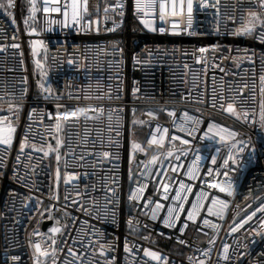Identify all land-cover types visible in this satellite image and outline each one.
Masks as SVG:
<instances>
[{
  "label": "built area",
  "instance_id": "obj_1",
  "mask_svg": "<svg viewBox=\"0 0 264 264\" xmlns=\"http://www.w3.org/2000/svg\"><path fill=\"white\" fill-rule=\"evenodd\" d=\"M0 2L7 4V0ZM60 2L63 4L64 0ZM117 2L88 0V12H81L79 24L74 25L69 19L67 27L53 24L52 30H48L47 19L62 20L63 16L55 12L45 14V0H36L35 19L29 11L30 0H14V8L0 9V116L8 117L16 126L11 147L0 144V264H34L37 257L40 264H53V260L56 264L66 261L68 264H199L201 260L204 264H264V224L260 223L264 213L258 212L236 232H229L234 218L239 222L264 203V126H261L259 107L264 43L256 39L264 27L257 23L250 36L230 34L250 19L249 12L255 11L264 18V8L258 0H219L217 15V8L201 9L200 0H194L191 31L195 34L190 35L149 30L133 15V0H119L124 4L123 17L118 8L109 7L105 11ZM48 3L51 7L52 0ZM114 24L118 25L115 31H106ZM155 24L171 29L170 22L162 25L157 19ZM31 28L36 32L31 33ZM34 41H43L47 50L38 44L41 53L36 48L33 55ZM113 42L123 49V56L113 51ZM200 48H206L208 55L198 61ZM70 59L73 64L68 63ZM41 70L47 73L46 77L41 76ZM38 82L50 86L51 93L42 91ZM133 87L139 89L135 98ZM214 94L215 107L212 106ZM228 103H234L237 112L247 109V120L226 112ZM9 104L21 107L9 109ZM57 105L61 107L58 109ZM81 108L93 110L87 116H69L60 131H55L57 111L70 113ZM121 108L123 111H110ZM149 111L153 115L149 116ZM185 112L202 122L197 125L194 120H186ZM48 113H52L51 118ZM134 120L143 123L134 125ZM210 121L235 131L238 135L234 140L243 141L245 150L236 153L237 162H230V167L221 169L219 176L213 173L212 177H205L209 167L218 168L223 163L233 142H221L219 137L201 140ZM178 125H185L189 131L193 127L199 130L189 136ZM141 133H145L144 140L138 142L136 135ZM25 134L28 143L21 153L20 141ZM154 134L157 141L163 136V141L150 143ZM173 135L191 143L183 144L179 139L174 140ZM57 139L62 141L58 148L59 162ZM132 142L139 143L143 151H135L130 162ZM33 143L44 151L49 150L50 144L53 151L45 156L44 151L33 150ZM217 148L221 151L217 164L212 165ZM186 149L187 154L182 155ZM198 150L202 157L198 162L199 177L190 180L185 173ZM105 151L111 155L104 157ZM169 151L173 152L171 157L167 156ZM153 156L157 157L155 163H151ZM54 162L56 171L59 168L60 172L58 187ZM161 168L165 170L159 173L162 179L158 178ZM224 171L229 172L233 181L234 196L210 188L211 183L225 179ZM66 173L76 175L66 183ZM169 180V197L175 194L173 189L179 186V181L193 184L195 192L200 190V181L205 180L203 188L210 196L230 202L223 219L208 216L202 210L197 222L189 221L181 234L179 225L184 223L186 211L181 213L177 227L167 228L162 223L167 207L152 221L150 209L145 210L142 203L138 209V202L128 200L132 189L145 185L144 198L151 197L153 206L155 201L166 206L172 204L170 198L163 199V183ZM189 196L193 199L194 193ZM106 197L113 203L106 205ZM53 205L51 215L62 226V231L55 235L43 228L49 220L45 209ZM185 207H190V203ZM81 208L90 212L80 211ZM113 208L117 209L115 218ZM65 210L70 215H65ZM205 217L209 220L207 225L203 223ZM130 218L132 229L127 223ZM177 237L187 243H178ZM125 238L130 253L125 252ZM213 238L214 244H209ZM109 241H113L112 247L106 248L101 256L100 243ZM36 243L48 251L47 257L35 252ZM225 243L229 245L227 260L222 255ZM70 247L83 255H69ZM144 248L159 252L167 261L145 257ZM205 249L211 250L205 255Z\"/></svg>",
  "mask_w": 264,
  "mask_h": 264
},
{
  "label": "snow or ice",
  "instance_id": "obj_2",
  "mask_svg": "<svg viewBox=\"0 0 264 264\" xmlns=\"http://www.w3.org/2000/svg\"><path fill=\"white\" fill-rule=\"evenodd\" d=\"M259 5L264 8V0H258ZM30 8L29 11L32 15V18L35 19L36 17V0H30ZM219 0H216L215 3H210V0H200L199 7L201 9L207 7H213L217 8V15H219ZM15 3L14 0H7V4L5 5L4 3L0 2V9H5V8H14ZM112 8L113 10H116L117 8L120 9V16L123 17L124 12V4L122 2H117L115 5H109L106 7L105 11H108V8ZM43 11L45 14L48 13H62L63 19L62 20H55V19H47V26L48 30H52V25L53 24H61L63 27H67L69 24V19L75 24H79L81 20V12H88V0H64V3L61 4L60 0H52V6H49L48 0H45L44 8ZM194 0H133V15L137 17L140 22L149 30L156 32L157 30L160 33H166L168 31H171L173 33H188V34H195L191 31L193 27V22H194ZM9 16H13V13L7 12L6 13ZM249 17L250 19L243 23L239 28L233 30L230 34L231 35H241V36H250L253 34V32L256 29L257 23H259L262 27H264V18H262L257 12L252 11L249 12ZM229 19H234V17L229 16ZM159 20L162 25H166L169 22L171 23V29H168L165 26H160L157 27L155 24L156 20ZM13 23H15V19L13 18ZM24 23L27 27L28 25V20L25 18ZM116 27L118 25L114 24V27L112 29H106V31H115ZM79 30V29H78ZM99 31V29H97ZM217 31L219 29L217 28ZM31 33H35L36 29L31 28L30 29ZM256 39L260 40L262 43H264V31H262L259 35L256 36ZM33 44H40L41 46H44L43 41H34ZM13 47H18V45H13ZM45 50L46 49V46ZM214 48L216 46H213ZM113 51H119L121 56H123V49L119 48L117 46L116 42H113ZM33 55L36 54L37 49L36 47L32 48ZM200 56L197 57V60L199 61L203 57H206L208 55V50L206 48H200L199 49ZM55 59V58H53ZM134 63L138 62L135 58L133 57ZM235 59V58H234ZM251 59V57L249 58ZM23 63V61H21ZM69 64H73V60L68 61ZM36 64L42 68L41 62L39 60H36ZM262 68H264V63H262ZM223 71V69H221ZM41 76L46 77L47 73L41 70ZM260 100H259V107H260V122L261 126H264V72L261 73L260 77ZM38 87L42 89V91L46 93H51V88L50 86H45V84L38 82ZM244 87H247L245 85ZM26 91V90H25ZM133 96L134 98L136 97V94L138 93L139 89L136 87H133ZM241 93L243 92V89L240 90ZM47 99V96L45 97ZM99 98V97H98ZM109 99H111V96H109ZM117 99H120V96L117 95ZM215 94L213 95V104L212 106L215 107ZM221 100L224 99L223 96L220 97ZM247 99V98H245ZM251 99L254 101L255 100V88L252 89V95ZM203 102V101H200ZM13 107L19 109L21 105H13L9 104V109H12ZM61 107L60 105H57V108L59 109ZM223 107V105H221ZM93 110L92 108H81L72 112H64L61 113L57 111L55 115V123L53 125L54 129L56 132H59L62 126V123L64 121H67L69 116L72 117H78L80 115H85L87 116V113L89 111ZM226 112L233 114L236 116L237 119L243 118L244 120H247L249 112L247 109H245L243 112H237L235 104L234 103H228L227 107L224 109ZM33 112L35 109L32 110ZM101 113L103 109H100ZM110 111H123V109H118V110H110ZM254 111V110H253ZM133 114H135V109H133ZM149 116L153 115L152 112L147 113ZM49 117H52V113H48ZM169 115H174V112H169ZM29 117L31 118V112L29 113ZM184 117L186 120H194L197 125H199L202 121L199 119H195L193 117H190L187 112L184 113ZM18 119V117H17ZM109 119L111 120V115L109 116ZM117 119H120L118 116ZM136 123H143V121H133V124L135 125ZM159 127V126H157ZM178 128L180 131L186 132L189 136H191L194 132L198 131L199 129L196 127H193L191 131L188 130V128L185 125H178ZM16 132V126L13 124V122L5 116H0V144L7 145L9 148L12 145L13 139H14V134ZM164 133H168V129H164ZM213 133L212 136L209 134ZM119 135V133H117ZM238 134L227 128L226 126L222 125H217L215 122H209L207 131L204 132L203 136H201V140L205 139V137H208L210 139H215V137H219V141H233L228 149V155L224 158L223 163L218 167V168H213L209 167L208 172L204 173L205 177H212L213 173H215L216 176H219L221 169H227L230 167V162L232 164H235L236 161V153H242L245 150V144L243 141H238L234 140V138ZM174 140H181L183 144H190L191 141L184 139L180 136L173 135ZM163 141V136L160 137V140L157 141L155 139V134L153 136V140L150 141V143L156 142L159 143ZM28 143V135L25 134V136L21 139L20 141V152L23 153L26 145ZM62 141L60 139L56 140V146H57V152H56V159L57 162H59L60 156L58 152V148L61 145ZM32 148L35 151H44V149L37 148V145L35 143L32 144ZM49 150L44 151V155L48 156L50 154V151H53L51 145L49 144L48 146ZM132 148V154L130 155V162L132 155H134L135 151L140 150L143 151L141 145L137 142H132L131 145ZM187 149L185 150L182 155L187 154ZM220 148L216 149V154L212 156V165L217 164V156L220 153ZM111 154L107 151L103 152L104 157H109ZM173 155L172 151H169L167 153L168 157H171ZM179 156L176 157L177 160H179ZM202 159L201 155L199 154V150L196 153V159L193 161L192 165L189 166L187 172L185 175L190 179V180H197L199 177V164L198 162ZM17 160H19V155L17 156ZM157 161V157L153 156L151 163H155ZM178 167V166H177ZM176 169L173 168V171ZM234 170V169H233ZM130 171V179H131V169ZM165 172L163 168L158 170V178H161L159 176V173ZM75 173H66L65 174V182L67 183L68 181L74 179ZM223 176L225 179L220 180L219 182H213L210 184V188H216L218 189L219 192L221 193H226L228 196H234V184L233 181L229 178V172L224 171ZM162 179V178H161ZM60 180V172L59 168H57L56 171V182H57V187L59 184ZM205 180H201L200 184V190L194 192V186L193 184L186 183L185 181H179V186L174 188L175 194L169 197V189L171 187V180L168 182L163 183V199L168 200L169 198L173 201L172 204L169 205H164L160 201H155V204L153 206V200L151 197L144 198V193H145V185H138L135 189H132L130 191V194L128 196V200L131 201H136L138 202L136 207L139 209V204L142 203L144 206V209H150L151 211V216L149 217L152 221H156L158 218V213L160 212L161 209H164L167 207V213L163 217V225L167 228H175L177 227L178 222L181 220V213L185 212L187 213L186 217H184V223L179 225V232L183 234L188 227V222L191 221L193 223L197 222V217L201 216L202 210H205L208 214V216H217L221 219L224 217V212L229 206V201L220 198L219 196H210L208 191H205L203 188V184L205 183ZM109 191H113L112 189H109ZM160 192V188H157V193ZM194 193V198L190 200L189 194ZM79 196V193H77ZM55 198L58 200L59 196L56 195ZM28 199V198H25ZM67 199V197H65ZM106 205L107 204H112V200H108L106 197ZM259 199V197H257ZM206 201H210L206 203ZM76 201H73V205H75ZM186 203H190V207L186 208L185 205ZM55 209V205L51 206V208H46L45 212L49 213V219H52L51 212L52 210ZM80 211H85V212H90L89 209H84L81 208L79 209ZM97 212V219L100 218V210L99 208L96 209ZM105 212H107V207L105 208ZM117 212V209L113 208L112 209V214L113 217L115 218V214ZM258 212L264 213V203H260L259 207H257L254 211L246 215L243 219L239 220V222H236L235 218L233 219V225L230 227L229 232H236L239 228H241L244 224H246L248 221H251L254 216ZM44 214L41 213V216ZM65 215H70V213H67L65 210ZM115 222V219L114 221ZM58 223V221H57ZM128 226L130 229H132V220L131 218L127 221ZM139 221H137V224ZM203 223L207 225L209 223V220L207 217L203 219ZM261 224H264V219L260 220ZM147 227V225H145ZM213 227H216L215 224H213ZM49 233L56 234L60 233L62 231V226H53L48 229ZM198 231H202V229H198ZM253 231H257V229H253ZM34 235H39V233H33ZM160 235H165L163 232L159 233ZM145 239H148L149 237H144ZM171 239V237H168ZM116 239H119L118 237ZM99 243V240L96 241ZM177 242L180 244H186L187 242L184 240H181L179 237H177ZM215 238L209 241V244H214ZM90 244L92 243L91 241L89 242ZM56 244V239L53 236L52 238V253L54 254L56 251L55 248ZM113 244V241H109L107 244L100 243V248L98 249L99 253L101 256L104 255L105 249L106 248H111ZM35 252L38 253L40 256H45L49 254L46 249L41 248L40 243H36L34 245ZM125 252L130 253L132 250L128 245L127 238H125V244H124ZM211 249H205L204 254L206 255L208 252H210ZM229 245L227 243L224 244L223 246V258L225 260L229 259ZM69 255L76 257V256H82L83 253H78L76 252L73 248L68 249ZM245 255L244 253H240V256ZM144 256L145 257H150L151 260L160 262L161 260L167 261V257H163L159 252L153 251L149 248H144ZM14 260H19V257H13ZM115 258L113 257V260ZM192 257H189V260H192ZM34 264H40V260L37 257L34 261ZM53 264H56V261L53 260ZM65 264H68L66 261ZM199 264H204V261H200Z\"/></svg>",
  "mask_w": 264,
  "mask_h": 264
},
{
  "label": "water",
  "instance_id": "obj_3",
  "mask_svg": "<svg viewBox=\"0 0 264 264\" xmlns=\"http://www.w3.org/2000/svg\"><path fill=\"white\" fill-rule=\"evenodd\" d=\"M34 47L40 49L39 46H38V44H35ZM39 52L41 53V49L39 50ZM35 58H36V57H35ZM132 168H133V164H131V169H132ZM54 225H55V226H61L60 223H57V221H56L54 218H52V219L46 220V221L44 222V224H43V228H44V230L48 231V229L51 228V227H53ZM48 232H49V231H48ZM53 235H55V234H53ZM44 257H45V256H44Z\"/></svg>",
  "mask_w": 264,
  "mask_h": 264
},
{
  "label": "rangeland",
  "instance_id": "obj_4",
  "mask_svg": "<svg viewBox=\"0 0 264 264\" xmlns=\"http://www.w3.org/2000/svg\"><path fill=\"white\" fill-rule=\"evenodd\" d=\"M144 135H145V133L137 134L136 135V140L138 142L143 141L144 140ZM53 170H54V173H55V171H56V163L55 162L53 163Z\"/></svg>",
  "mask_w": 264,
  "mask_h": 264
},
{
  "label": "trees",
  "instance_id": "obj_5",
  "mask_svg": "<svg viewBox=\"0 0 264 264\" xmlns=\"http://www.w3.org/2000/svg\"><path fill=\"white\" fill-rule=\"evenodd\" d=\"M139 131H142V129H138Z\"/></svg>",
  "mask_w": 264,
  "mask_h": 264
}]
</instances>
